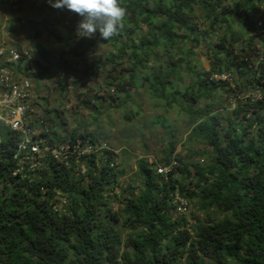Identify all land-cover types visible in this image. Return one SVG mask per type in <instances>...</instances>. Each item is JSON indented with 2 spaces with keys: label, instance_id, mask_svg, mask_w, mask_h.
<instances>
[{
  "label": "trees",
  "instance_id": "trees-1",
  "mask_svg": "<svg viewBox=\"0 0 264 264\" xmlns=\"http://www.w3.org/2000/svg\"><path fill=\"white\" fill-rule=\"evenodd\" d=\"M119 2L126 9L123 28L105 41L99 33L78 37L80 15L67 9L58 15L42 0V20L32 29L38 36L50 33L66 49L52 61L37 44L44 58L36 60L38 72L22 68L25 54L11 68L29 78L50 75L68 65L64 53L81 59L100 42L109 43L114 51L85 62L73 82L103 75L107 93H95L98 102L90 105L80 91L79 105L98 118L109 97L108 107H123L124 118L133 119L139 112L126 106L131 90L146 88L165 108L187 116V141L208 146L211 157L205 165L185 161L174 156L171 141L163 164L177 159L174 170L165 176L158 163L142 157L139 185L122 179L113 150L62 162L47 145L100 137L76 127L68 131L66 110L52 107L49 96H42L43 103L35 97L39 112L32 123L40 129L36 138L44 140L40 152L15 158L22 134L0 127V264H264V0ZM190 43L205 46L209 68L191 58ZM182 73L190 77L185 87ZM60 84L57 101L69 89L66 80ZM177 193L190 199L189 213L177 211ZM192 201L204 213H193V224Z\"/></svg>",
  "mask_w": 264,
  "mask_h": 264
},
{
  "label": "rangeland",
  "instance_id": "rangeland-1",
  "mask_svg": "<svg viewBox=\"0 0 264 264\" xmlns=\"http://www.w3.org/2000/svg\"><path fill=\"white\" fill-rule=\"evenodd\" d=\"M41 3L42 0H9V2L0 4V42L19 48L26 55L22 68L28 67L31 73L40 70L36 60L44 61L37 51V44L48 50L46 56H50L52 61L57 60L61 52L66 49V44L54 38L50 33L38 36L32 29V26H39V22L42 20L43 15L38 12ZM260 10L263 11L264 8ZM56 11L58 15H61L60 9L56 8ZM201 26L203 27L204 24ZM235 28L241 30L236 24ZM61 31L63 32L62 29ZM190 46L193 51L190 54L191 58L196 61L199 67L209 68V61L205 56V46L203 44L193 46L191 43ZM112 51H114L112 45L100 42L81 59L71 53H64L68 61L66 67L64 65L56 67L50 75L30 76L35 87L36 101L43 103L42 96H49L52 107L57 106L66 110L68 131L71 132L76 127L80 132H94L115 149L118 153L119 167L124 169L122 179L125 182L140 184L141 177L137 166L140 158L144 157L150 162L158 164L165 162L171 141L177 146L174 156L179 154L183 160L190 162L200 160L205 165L211 154L208 151V146L199 144L197 141H187L186 137L190 131L187 116L180 113L177 108H165L163 102L152 98L146 88H141L139 91L134 88L131 90V101H127L126 106L128 109L139 112L133 119L124 118L123 107H108L109 97L106 98L104 107H101L100 113L97 115L98 118L94 117L93 110L79 105L77 95L80 91L85 92L81 98L88 100L90 105L98 102L94 99L95 93H107L108 88H106L103 75L97 81L93 76H83L80 84L74 85L73 82L83 75L85 62L102 61ZM63 71L66 72L65 76L61 75ZM182 74L183 80L179 83L181 87H185L190 81V77L186 73ZM15 76L19 77L17 73ZM61 80L68 82L69 89L65 96L57 101L58 93L61 91ZM100 84L102 85L101 89L99 88ZM118 96L122 97V94L119 93ZM121 97L116 99L117 103L121 101ZM229 100L230 98L226 97L224 102L227 103ZM34 109L39 112V106H34ZM119 190L117 188L115 192L118 193ZM112 205L114 209L120 207V203L116 199L112 200ZM193 213L204 216V213L196 208L194 201H192L190 214L192 224L195 222L192 217Z\"/></svg>",
  "mask_w": 264,
  "mask_h": 264
},
{
  "label": "built area",
  "instance_id": "built-area-1",
  "mask_svg": "<svg viewBox=\"0 0 264 264\" xmlns=\"http://www.w3.org/2000/svg\"><path fill=\"white\" fill-rule=\"evenodd\" d=\"M22 55L23 52L19 48L0 42V127H6L22 134L15 158H19V153L26 150L33 153L40 152L41 143L44 142L43 139L36 138L40 129L32 123L38 115L34 109L36 97L34 84L29 77H16L11 68L12 64L19 62ZM61 75L65 76L66 72H61ZM222 77L227 78L226 75ZM1 139L0 134V141ZM46 149L62 162H68L72 156L79 158L80 155L86 154L100 155L105 150L116 152L101 138L94 139L89 136H78L71 142L47 145ZM177 164V159L173 158L168 164H157L156 169L158 173L168 176ZM82 167L85 171L86 167L84 165ZM173 200L179 213L190 212L191 202L188 197L177 193Z\"/></svg>",
  "mask_w": 264,
  "mask_h": 264
},
{
  "label": "clouds",
  "instance_id": "clouds-1",
  "mask_svg": "<svg viewBox=\"0 0 264 264\" xmlns=\"http://www.w3.org/2000/svg\"><path fill=\"white\" fill-rule=\"evenodd\" d=\"M53 8L67 9L82 18L76 28L80 38H100L108 40L123 28L126 9L119 0H48Z\"/></svg>",
  "mask_w": 264,
  "mask_h": 264
}]
</instances>
